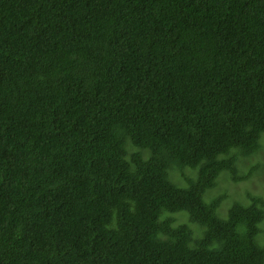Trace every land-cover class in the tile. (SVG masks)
Instances as JSON below:
<instances>
[{
    "label": "trees",
    "instance_id": "1",
    "mask_svg": "<svg viewBox=\"0 0 264 264\" xmlns=\"http://www.w3.org/2000/svg\"><path fill=\"white\" fill-rule=\"evenodd\" d=\"M256 175L264 0H0V264H264Z\"/></svg>",
    "mask_w": 264,
    "mask_h": 264
},
{
    "label": "rangeland",
    "instance_id": "2",
    "mask_svg": "<svg viewBox=\"0 0 264 264\" xmlns=\"http://www.w3.org/2000/svg\"><path fill=\"white\" fill-rule=\"evenodd\" d=\"M220 185H222L223 187H227L226 191H228V195L229 194L233 195L235 197V199H243L247 192L248 193L252 192V194H254V195L261 194L264 196V175H261V176L256 175L253 178H251L250 181L239 182V183H232V182H228L226 180H222L220 182ZM214 193H215V191H212L211 195H214ZM247 195H246L243 203L249 202ZM228 202L229 201H227V203ZM227 203H223V205H222L223 214H225V212H226ZM185 220H183L182 222H184ZM190 226L194 228L193 224H190Z\"/></svg>",
    "mask_w": 264,
    "mask_h": 264
}]
</instances>
